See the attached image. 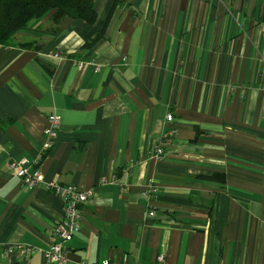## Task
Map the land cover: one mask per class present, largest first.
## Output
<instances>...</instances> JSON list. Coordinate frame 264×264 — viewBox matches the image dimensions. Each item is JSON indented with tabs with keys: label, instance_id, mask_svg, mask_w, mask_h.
<instances>
[{
	"label": "crops",
	"instance_id": "0c3cea01",
	"mask_svg": "<svg viewBox=\"0 0 264 264\" xmlns=\"http://www.w3.org/2000/svg\"><path fill=\"white\" fill-rule=\"evenodd\" d=\"M95 8V24L50 12L16 34L32 47L0 44V264H55L63 201L9 170L43 153L52 114L31 169L91 192L66 264H264V0Z\"/></svg>",
	"mask_w": 264,
	"mask_h": 264
},
{
	"label": "built area",
	"instance_id": "2783aa9c",
	"mask_svg": "<svg viewBox=\"0 0 264 264\" xmlns=\"http://www.w3.org/2000/svg\"><path fill=\"white\" fill-rule=\"evenodd\" d=\"M261 31L264 34V24H261ZM93 64V63H92ZM88 66L87 63H79L80 68ZM97 69V67H96ZM167 119L173 120V115L168 114ZM62 125V119L56 114H52L48 117V126L44 131L45 142L43 147V153L34 161H29L26 158L12 161L9 163V170L14 172L21 181L27 187L44 186L47 190H50L55 195L61 198L64 204V211L60 221L57 222L54 228V236L56 241L52 243L47 249L43 250V254L47 261L55 264H66V250L65 244L69 242L75 234L80 232L82 220L84 217V205L91 196V192L83 191L79 187L73 184L64 185L57 182H46L44 177L37 168L31 169V167H38L40 161L43 158L44 153L48 152L58 138L59 131ZM175 134L174 129H170L167 133V137L164 143L155 148V154L157 157H163L165 148L164 145L172 143V138ZM153 192V190H151ZM150 216H155V211L151 210ZM18 250H24L27 254H33L37 251L35 247L27 246L23 244H14L7 247V253H14ZM159 262L165 261V255L160 254L157 259ZM79 264H90L87 262H81ZM100 264H119L109 259L102 260Z\"/></svg>",
	"mask_w": 264,
	"mask_h": 264
},
{
	"label": "trees",
	"instance_id": "16d2710c",
	"mask_svg": "<svg viewBox=\"0 0 264 264\" xmlns=\"http://www.w3.org/2000/svg\"><path fill=\"white\" fill-rule=\"evenodd\" d=\"M50 12L56 24L66 17L82 19L89 24H95L98 19L95 0H0V44L32 47L31 42L15 43L16 34L31 21Z\"/></svg>",
	"mask_w": 264,
	"mask_h": 264
},
{
	"label": "rangeland",
	"instance_id": "374dc122",
	"mask_svg": "<svg viewBox=\"0 0 264 264\" xmlns=\"http://www.w3.org/2000/svg\"><path fill=\"white\" fill-rule=\"evenodd\" d=\"M14 42H15V43H17V40H16V38L14 39Z\"/></svg>",
	"mask_w": 264,
	"mask_h": 264
}]
</instances>
